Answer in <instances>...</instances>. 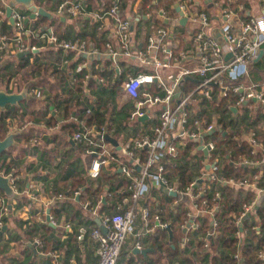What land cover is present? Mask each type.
Masks as SVG:
<instances>
[{
    "label": "trees",
    "instance_id": "trees-1",
    "mask_svg": "<svg viewBox=\"0 0 264 264\" xmlns=\"http://www.w3.org/2000/svg\"><path fill=\"white\" fill-rule=\"evenodd\" d=\"M179 1L140 0L137 7L138 15L149 14L147 20L140 19L134 25V39L137 46L139 44L143 46L142 51L146 50L147 40L153 31L158 29L168 31L170 29L168 33L170 34L173 57H177L181 52L186 55H195L192 50V38L195 34L192 31L188 32L186 26L169 28L156 15L157 9L163 7L166 14L172 16L173 11L170 7ZM215 1L218 2L222 9L235 11V8L227 4L226 0ZM77 2L83 6L84 16L74 19L66 13L62 16L57 15L56 11L60 5ZM135 2L136 0H34V4L37 7L52 14L51 19L39 17L36 21L35 29H45L52 26L60 40L68 42L79 40L84 41L86 44L91 42L95 48H98L99 53L103 54L106 50L104 34L98 31L101 26V20L97 17L103 16L104 13L110 11L117 4L118 15L123 20V18L125 19L131 14V7ZM238 2L243 6V12L238 13L231 22L230 31L233 35L238 33V23L243 24L249 20L251 6H256L257 10L262 5L259 0H241ZM202 7H204L202 10L207 12L205 10L206 7ZM69 21L73 23V26L68 27ZM6 24L4 22L0 25L1 33H10L7 31ZM57 52L62 55V51L59 50ZM55 57L52 50L51 52L31 57L16 56L13 58L14 61L10 60L11 58L8 59L10 61L0 71V89L15 92L22 90L26 84L31 83L33 88H38L41 93L47 92L50 95L46 99V105L40 108V111L36 109L35 117L39 115L40 119L46 118L47 124L49 126L52 125L53 118L49 117L48 106L54 103L59 109L63 110L67 117H71L73 112L74 116H77L79 122L74 123L72 121L69 125H66V128L63 126L72 136L75 133L89 129L91 126H95L97 129L105 127L106 135H110L113 130L112 116L115 111L114 109L110 110V108L111 99L116 93V88H113L115 86L111 87L109 85L106 88H102L98 93L96 102L90 105L91 111L87 114L86 111L88 109L81 107V104L76 99H73L75 90H79L78 87L82 85L83 72L76 74V81L72 82L69 79L68 72L61 69L58 70V67L55 66ZM158 58L162 59V56L158 55ZM30 59L33 61L31 62ZM181 62H184V60H181ZM247 67L246 75L236 79L234 82L224 81V84L229 86V88H234L235 86H261L264 83V56L256 61H251ZM70 68L74 69V66ZM130 69L131 67H127V70ZM143 72L147 73L148 71L143 70ZM36 75L37 78H35ZM136 75L138 73L132 76ZM125 76H128L126 71L121 74L119 80L124 79ZM198 80L196 77L183 79L180 83L181 93L191 92L195 88V81ZM151 89H153L150 90L151 93L153 91L157 93L154 87ZM236 98L237 94L232 93V91L226 97H220L218 94L216 95L213 88V96L210 101L195 95L190 100L187 108L189 127H191L193 121L212 123L215 127L214 132L203 137V140L212 142L214 145V151L208 161L212 163L216 160V181L205 182L204 192L198 196L196 195L197 189L191 191L192 204L196 205L195 211L199 214L192 221L196 228L185 233V235H182L181 229L188 221L190 211L185 208L183 203L179 202V197L162 195L156 189L150 191L153 200L147 198L144 206L149 209L147 218L149 226L154 227L156 232L148 236L146 240L139 241L142 249L150 248L154 250L153 257H155L150 260V264H181V262L185 264H264L257 257L258 252L264 251V202L257 203L256 209H252L253 215L251 217L246 220L241 219L238 222L241 206L254 201L255 191H264L263 157L261 152L258 151L255 155H250L251 148L244 139L247 133L252 132L258 144L264 146V107L255 106L250 102H248V106H235ZM22 103L29 108L35 106L31 101H23ZM73 103L76 104L74 107L75 111L71 107ZM230 108L237 110L234 116L230 112ZM130 112H126L128 121H130ZM24 116L25 112H18V107L0 109V139H3V135L7 132V119L12 118L20 123ZM133 123V129L137 130V128L141 127L142 132L140 131V134L130 139L132 141L140 139L145 134H150L151 127L155 125L154 122L149 121H144L142 124L139 121ZM100 144L107 145L106 141ZM173 144L176 146V142H173ZM78 146L84 155V146L82 144H78ZM176 147L177 155L173 158L165 156L160 161V165L162 166V177L167 181L168 186H175L178 195L196 179L201 180L205 165L203 164L202 154L196 151L192 142H183L181 147ZM101 153L102 151L97 150V155ZM7 154L8 152L3 153L0 158H4V155ZM110 154L113 157L111 159V167L115 168L114 173L103 171L102 173L100 172L101 175L98 179L92 180L86 185L85 182H82V185L85 186L81 200L96 198V201L99 199L102 204V199H100L102 185L107 186L105 198L106 201L112 200V206L121 203L122 200L129 197L128 182L120 178L121 175L117 170L123 165H131L130 159L120 157L115 149L110 150ZM133 154L134 160L142 165L147 160L146 149L135 150ZM102 157L104 156L102 155ZM87 160L90 164L92 157H87ZM243 161L247 163H243ZM2 164L5 167L4 172L9 174L13 168V163L4 161ZM254 178L256 179L254 180ZM116 179L119 180L116 181ZM245 179L254 183L255 190L235 189L227 184L229 180L238 182ZM108 195L110 196L109 198ZM209 212L212 214L211 217L208 215ZM155 216H158L160 225H165L171 231V239L169 241L167 240V231L155 225ZM7 221L14 222L15 219L7 218ZM16 225L20 226L21 223L18 222ZM32 232L33 228L26 231L27 237H30ZM86 234L87 232L84 237ZM15 238L16 236H10V239ZM41 238L45 243V238ZM75 239L78 242L77 236H75Z\"/></svg>",
    "mask_w": 264,
    "mask_h": 264
},
{
    "label": "built area",
    "instance_id": "built-area-1",
    "mask_svg": "<svg viewBox=\"0 0 264 264\" xmlns=\"http://www.w3.org/2000/svg\"><path fill=\"white\" fill-rule=\"evenodd\" d=\"M238 1L241 0H226L227 4L235 8V11L232 12L231 10L222 9L215 0H210L211 7L217 10L218 24L214 30L218 29L220 36L216 39L212 37L211 17L202 10L204 7H202L200 0H180L170 7L173 11L172 16H168L163 7L158 8L156 15H158L160 21L165 20L167 23L176 24L183 17L185 24L191 26L188 32L192 31L195 34L192 38V50L195 55H186L181 52L175 58L171 51L169 30L158 29L153 31L147 40L146 50H141L135 55L131 22L127 18L120 19L117 4L110 11L104 13L103 16H95L101 21L105 18L111 19L116 28L118 48L116 50L114 46L106 44V54L113 60L135 58L141 65L150 69L147 73L142 72L136 76L128 77L122 85L123 93L134 102L133 110L129 116L130 121L135 122L144 117H149L151 110L162 107L157 114L154 127L150 129V134H145L140 139L127 142L121 148L120 153L133 160L131 165L126 164L120 167V172L128 182L130 195L115 207L116 211L110 217L105 219L103 226L107 229L106 234H103L99 229H95L91 233V239L97 245L98 261L96 264H117L116 261L125 242L134 233L137 212L133 206L124 208V204H135L140 199L145 198L152 190V185H155L154 187L157 189L162 185L168 191L177 193L175 186H168L167 181L162 177V166L160 165V161L165 156L173 158L177 155L176 146L181 147L183 142H192L196 151L201 153V149L206 150V154L203 156V164L206 168L200 180L204 182L196 186L197 196L204 192L205 182L216 181V160L212 163L208 161L214 151V145L212 142L203 140V137L207 134L214 132L215 127L212 123L207 124L204 121H193L191 127H189L187 108L193 95L210 101L213 96V88L216 95L218 94L220 97H226L232 91V93L237 94L234 102L235 106H248V102H250L253 105L264 107V83L261 86H235L234 88H229L224 84V81L234 82L246 75L247 65L256 59L259 51H262V56H264V0H259L262 5L255 13L250 15L246 23H238V33L233 35L230 31L231 22L238 13L243 12V6ZM9 4L10 0H0V18H3L2 21L8 23L11 27L10 33L0 32V62L5 61L8 57L14 58L24 52H29L30 55L38 54L51 47L65 54H69V52L84 53L86 58L89 54L94 55L97 53L89 48L84 41L74 40L68 42L60 40L52 26L45 28L43 33L40 29H35L36 21L40 16L30 19V14L25 13L26 11H22L18 7L12 9L11 19L13 23H10V19L6 16V9ZM175 5L178 7V12L182 14L181 17L174 12ZM56 12L58 16L66 13L74 19L85 15L82 4L78 2L64 3L57 8ZM33 40H38V43H33ZM262 46L263 48H261ZM225 54L230 55L227 60H224ZM158 55H161L162 59H159ZM179 60L192 61L195 64L185 66L184 62L180 63ZM83 65L84 68L87 67L86 64ZM82 70L79 68L76 73ZM222 76L225 78L223 77V79ZM92 77V72L85 75L84 82ZM194 77L199 79L195 88L189 93H180L181 81L188 78L193 79ZM72 81H76V78L73 77ZM152 86L160 94L151 93L148 89ZM20 91L6 92L17 94ZM104 136H106V128L97 129L95 126L72 136L74 142L84 146V155L92 157L89 173L93 178H97L101 167L107 165L113 159L109 149L107 150V147H110L111 144H100L105 142ZM244 139L251 148L250 155H255L257 151L261 152L264 161V146L258 144L254 138V133H247ZM173 142H176V146ZM144 149H146L148 155L147 160L142 165L138 161H134L133 151ZM97 150L102 151V153L97 155ZM243 163L247 162L243 161ZM136 166L140 167L138 172L135 170ZM195 183L196 181L187 185L179 195H186L192 200L191 191ZM227 184L234 188L255 189L254 183L246 179L238 182L229 180ZM11 189L15 192L14 186ZM253 206V202L241 206L238 222L246 214L253 213ZM192 209L195 210L196 205L192 204ZM140 212L145 224L148 223L149 209L142 208ZM8 214V208L5 206L3 199L0 198V232L4 226V219ZM209 216H212L211 212H209ZM154 221L161 229L167 228L165 225L159 224L158 216L154 217ZM195 228L193 226V229ZM85 233L86 231H82L78 234L77 240L83 239ZM34 243L37 247H43L39 239ZM136 248L141 249V245L137 244ZM257 257L264 262V251L258 252Z\"/></svg>",
    "mask_w": 264,
    "mask_h": 264
},
{
    "label": "crops",
    "instance_id": "crops-1",
    "mask_svg": "<svg viewBox=\"0 0 264 264\" xmlns=\"http://www.w3.org/2000/svg\"><path fill=\"white\" fill-rule=\"evenodd\" d=\"M200 2L202 6L206 7V13L211 17L212 29L214 30L218 24L217 10L211 7L210 0H200ZM139 3L140 0H136L135 4L131 7L132 11L127 16V20L131 22V27L133 28L132 41L134 49L137 50L140 48L139 51H141L143 46L141 44L137 46L134 39V25L140 19L147 20L149 14L138 15L137 7ZM255 11L256 6L252 5L250 13L253 14ZM2 20L3 18H0V22ZM6 25L8 28L7 31L11 32L10 25L8 23ZM67 25L68 27L73 26V23L69 21ZM166 25L169 28L177 26L172 23H167ZM184 26L187 27V30L191 27L187 24ZM40 30L42 33L45 31L43 28ZM98 31L104 34L105 47L106 44H110L117 50L116 28L112 20L108 18L102 20ZM33 43H38V40H33ZM87 45L97 52L94 55H88L93 56L92 59L86 58L84 53L77 54L69 52V54L62 53L60 55L57 52L58 50L54 48H48L34 55L44 54L53 50L56 56L55 66L58 67V70L61 69L68 72L69 79L71 80L78 74L76 73L77 69H83L79 72H83L82 85L78 87L79 90H75L73 99H76L81 104V107L88 109L86 111L87 114L91 111L90 105L96 102L101 89L109 85L111 87L115 86L113 88H116V93L111 99L112 103L110 108V110H115L112 116L113 130L109 136L118 142L120 150L109 145L118 152L120 157H125L120 153L121 148L127 142H131L132 140L130 139L134 138L135 135L140 134L142 129L139 127L137 130H134V123L128 121L126 118V112L133 110L134 102L123 93L122 85L128 77L135 73H142L143 70L149 72L150 69L141 65L135 58L113 60L105 52L100 54L98 48L93 46V43L90 42ZM34 55L31 54L30 57ZM8 59L14 61L12 57H8L2 63L6 65L10 61ZM30 61L32 62L33 60L30 59ZM83 64H86L87 67L84 68ZM188 64L194 65L195 63L192 61L184 62L185 66ZM71 66H74V69L70 68ZM127 67H131V69L127 70ZM125 71L128 76L119 80L121 74ZM91 72L93 77L84 82L85 75H89ZM35 78H37V75ZM196 83L197 81H195ZM27 85H29V92L25 102L31 101L35 106L29 108L23 103L17 105L18 112L24 111L25 116L20 123L12 118L7 119V132L3 135L4 138L8 133L18 134L15 138L14 146L6 151L8 154L4 155V158H0V174L10 178V186L15 187V192L13 193L16 195L14 199L9 201L6 194L0 190V198L3 199L5 206L8 208V205H11V212L9 211V214L4 219L6 231H1L2 234H0V264H96L98 261L96 252L97 245L91 239V233L95 229L100 230V226H103L105 219L116 211L115 207L119 203L112 206V200L106 201V185L101 186L102 194L100 195V199H102V204L99 199L96 201V198L83 201L81 200V195L84 192V186L92 180L98 179L103 171L114 173L115 168L113 166L111 167L112 160L107 165L101 167L97 178L91 177L89 173L91 163L89 164L86 155L82 154L78 143L74 142L71 133L65 130L66 125H69L72 121L74 123L79 122L77 116L75 117L73 112L71 117H67L61 108L59 109L54 103L50 104L48 106V113L49 117L53 118V123L49 126L46 118L40 119L39 115L35 117V113L36 109L40 111L39 109L46 105V99L50 95L47 92L41 93L38 88H33V84L31 83ZM152 87H149L148 90H153L151 89ZM72 105L71 107L75 111L74 107L76 104L73 103ZM161 108H154L151 110L149 117H144L145 119L143 121L139 120V122L141 124L144 121L155 123L157 114L161 111ZM110 147L108 146L107 150H112ZM4 161L13 163V168L9 174L4 172L5 167L2 164ZM130 163H133L132 159H130ZM117 172L121 175L120 178L127 182L125 176L120 172V168H118ZM136 172L138 171L136 170ZM118 180L116 179V181ZM82 182H85V185H82ZM203 182L201 181L200 183ZM154 186L152 185L151 189L159 191V187L157 189ZM244 189L255 190L250 188ZM255 192L253 209L257 206V203L264 202V191L257 190ZM176 197H179V202L183 203L185 208L190 211L188 215L189 219L185 223L190 222L185 232L187 233L193 230V226L196 227V225L191 224L199 213L192 209L193 199L191 200L186 195H177V193ZM147 198L153 200L152 193L149 192L145 198L140 199L134 205L131 203L123 205L124 208L133 206L137 212V219L134 225V233L125 242L122 252L116 261L117 264H150V260L155 257H153L154 250L150 248L145 250H148L145 255L135 253L136 250L144 251L139 241L146 240L148 236L156 232V229L150 227L149 223L145 224L140 212L142 208H147L144 206ZM7 218H14L15 221H7ZM18 222L21 223L20 226L16 225ZM31 228H33L32 235L27 237L26 231ZM82 231H86L87 234L83 239L76 242L75 236H78ZM12 235L14 237L16 236V238L10 239ZM41 237L45 238V243L41 240ZM38 239L42 242V248L35 246L34 241ZM137 244L141 245V249L136 248ZM181 264L185 263L181 262Z\"/></svg>",
    "mask_w": 264,
    "mask_h": 264
},
{
    "label": "water",
    "instance_id": "water-1",
    "mask_svg": "<svg viewBox=\"0 0 264 264\" xmlns=\"http://www.w3.org/2000/svg\"><path fill=\"white\" fill-rule=\"evenodd\" d=\"M15 7H21L24 9V11H26L27 13L30 14V19L35 18L36 16H40V17H45L48 19L52 18V14L45 12L42 8L37 7L34 4V0H10V4L9 7L6 9V16L8 19H10V23L12 22L11 19V11L12 9H14ZM174 12L178 15V16H182V14H180V12H178V7L175 5L174 6ZM164 24H167V22L164 20L163 21ZM3 24V21L0 22V25ZM170 25V24H169ZM177 26H184L185 25V19L183 17H181L179 19V21L176 23ZM131 30H133V28L131 27ZM220 36V31H218V29L213 30L212 31V37L214 39L218 38ZM140 48L135 50L134 53L135 55L138 54ZM30 53L29 52H24V53H20L18 54V57H25V56H29ZM262 56V51H259L256 59H254V61L258 60L260 57ZM93 56H88V59H92ZM230 57L229 54H225L224 55V60H227ZM5 64L4 63H0V71L4 68ZM28 92H29V85L25 86L19 93L15 94V93H8L6 92V90L4 89H0V109L4 110L7 107H16L17 105L21 104L23 101H25L28 98ZM230 112L232 113V115L234 116V114L236 113V109L235 108H230L229 109ZM145 119V118H143ZM143 119H141L140 121H143ZM18 134L16 133H8L2 140H0V156L5 153L8 149H10L11 147L14 146L15 144V138L17 137ZM210 134H207L206 136H208ZM104 140L107 143H110L113 147H115L117 150H120V146L118 144V142L112 138L111 136H104ZM201 152L203 154V156H205L206 154V150L205 149H201ZM132 162V161H131ZM139 167L136 166V170L139 171ZM200 180H196L195 185L193 186V189L196 188V186L198 184H200ZM0 190L3 191V193L6 194L7 198L9 201H11L12 199L15 198V193H13L11 187H10V178L9 177H5L3 175H0ZM159 192L162 195H169L172 197H176V194L174 192L168 191L164 186L160 185L159 186ZM254 209H256V207H254ZM8 211L11 212V205H8ZM251 216V214H246L242 220H246ZM188 222L187 224H185L184 228H182V234H185L186 229L189 226ZM6 227L4 226L2 228V232H5ZM100 230L103 234L107 233V229L104 226H100ZM167 231V240L169 241L171 239V231H169L168 227L166 229ZM2 232L0 234H2ZM148 251V250H147ZM147 251H135V253H141L143 255H145L147 253Z\"/></svg>",
    "mask_w": 264,
    "mask_h": 264
},
{
    "label": "rangeland",
    "instance_id": "rangeland-1",
    "mask_svg": "<svg viewBox=\"0 0 264 264\" xmlns=\"http://www.w3.org/2000/svg\"><path fill=\"white\" fill-rule=\"evenodd\" d=\"M20 10H22V11H24V9L23 8H21V7H18Z\"/></svg>",
    "mask_w": 264,
    "mask_h": 264
}]
</instances>
